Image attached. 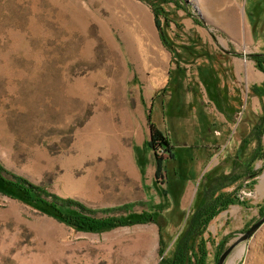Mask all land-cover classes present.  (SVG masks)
Wrapping results in <instances>:
<instances>
[{
	"label": "rangeland",
	"instance_id": "1",
	"mask_svg": "<svg viewBox=\"0 0 264 264\" xmlns=\"http://www.w3.org/2000/svg\"><path fill=\"white\" fill-rule=\"evenodd\" d=\"M175 1L182 6L178 43L197 37L220 73L217 22L206 18L218 19L219 0ZM249 1L264 11V0ZM147 2L156 5L0 0V169L43 196L77 201L97 218L153 219L75 231L0 193V264H160L172 258L198 203L220 196L227 207L203 235L205 264H216L264 214V72L227 68L224 79L221 71L231 103L216 129L225 135L206 151L184 148L193 138L183 132L185 119L192 124L195 117L186 92L199 91L204 109L213 110L214 96L204 92L199 74L215 83L216 71L194 58L198 73L196 66L181 65L187 69L182 88L172 86L171 76L165 86L170 55ZM189 22L215 28L203 42L187 29ZM166 31L173 38L172 24ZM257 120L260 150L253 155L258 148L253 142L242 149L239 131L254 129ZM220 175L224 179L214 180ZM225 264H264V224Z\"/></svg>",
	"mask_w": 264,
	"mask_h": 264
},
{
	"label": "trees",
	"instance_id": "2",
	"mask_svg": "<svg viewBox=\"0 0 264 264\" xmlns=\"http://www.w3.org/2000/svg\"><path fill=\"white\" fill-rule=\"evenodd\" d=\"M156 5L153 6L152 2H147L150 8L154 13V18L159 34L160 41L162 45L173 55L171 61V70L178 71L180 74L183 72V65H189L190 67L196 66L195 69L197 73L200 70L201 64L197 65V63H192V60L195 59H203L202 64L204 67L209 65V69L215 70L211 66V58L212 56L209 53V50L206 48V45L201 44L200 40L197 37H191L189 39V43L185 45H180L178 41H181L180 34L183 32V28L180 25V19L176 15L178 9H181V2H176L175 0H155ZM169 4H173L174 7H168ZM174 8V9H173ZM162 20V23H161ZM173 25L175 28V32L173 33V38L170 39L166 30H169L170 25ZM183 50H180V49ZM178 49L177 52H175ZM176 55V57L174 56ZM263 57V56H260ZM189 59L191 61H189ZM264 64V62L262 63ZM182 65V66H181ZM202 67V68H204ZM216 74L214 73V81L216 77L218 78L217 70ZM264 72V69H262ZM173 73V72H172ZM205 73V72H204ZM210 73V70H209ZM206 74V73H205ZM223 74V73H222ZM171 76V73H170ZM202 83L204 85L205 91L208 90V95L213 97L215 101H217L219 94V88L217 82H210V78L204 76L203 73H200ZM172 78V76H171ZM182 76L176 77L172 79V86H176V88H182L183 82ZM213 86L214 92L212 95V91H210V86ZM222 97V93H221ZM226 106L225 108H220L222 113H224L227 118L228 108L230 107V97L228 95L226 89ZM234 112L233 109H231ZM254 129H248L245 131H239V137L241 140V148L244 150H250L252 144L254 142L255 148L252 149L251 153L253 155L258 154L260 150V146L258 145L259 138L261 136V128L262 126H258V120L254 123ZM260 130V131H258ZM159 134V132H157ZM240 148V149H241ZM257 151V152H255ZM262 156V155H261ZM248 170V169H247ZM224 174V173H223ZM218 176V175H217ZM221 176L224 179V175H220L214 180H219ZM0 193H3L6 196L13 195L20 200L34 208L47 212L50 216L64 222L71 229L75 231H86V232H103L112 228L121 227L125 225H130L133 223H143L144 221H153L150 215L146 216L145 214L140 216L138 219H124L117 218L114 216H108L105 218H97L93 216L88 210H86L80 203L74 200H58L56 198H48L47 196H43L39 189L31 186L26 181L20 178H7L5 172L0 169ZM10 194V195H9ZM222 197V196H221ZM220 196H216L212 199L211 203L205 204V201L199 202L195 212L190 218L189 224L181 235L179 241L176 244V250L171 259H167L162 261L160 264H205V240L203 239V235L206 232L207 225L210 221L214 219V217L225 210L227 204L220 201ZM189 243V245H188ZM189 254V255H188Z\"/></svg>",
	"mask_w": 264,
	"mask_h": 264
},
{
	"label": "crops",
	"instance_id": "3",
	"mask_svg": "<svg viewBox=\"0 0 264 264\" xmlns=\"http://www.w3.org/2000/svg\"><path fill=\"white\" fill-rule=\"evenodd\" d=\"M218 6V19L214 20L209 15H207L206 18L210 23L217 22L220 57L219 61L216 63L218 64L219 71H224L222 74L223 78L226 79L225 77L227 75V68L234 69V71L242 68L247 73H252V70H257L258 67L263 69L264 65L260 66L258 58L260 56H263L262 58H264V16L261 14L264 13V11L262 12L260 9H258L255 1L250 2L249 0H219ZM211 25L213 24H210L209 26V24L206 23L203 24L202 27H199V25L189 22L186 27L188 30H191V32L198 34L201 39H203V42H205L208 39L207 36H209L208 32H211L213 28H215ZM166 51L170 55V60L164 85L168 86L170 71L172 78L178 77L179 79V77L182 76V78L185 80L187 69L182 67L183 72L181 74L178 71H173L174 73H172L171 54L168 52V50ZM221 71L217 78L220 96L218 97L217 101L214 100L212 102L214 106L213 110L208 109L207 111L204 109L203 103L198 100V94L200 95L199 91L196 92L194 89V92H189L186 89V93L193 96L191 113L195 114L194 119H192V121L194 120L192 124L187 119H185V125L187 124L189 129L186 128L183 132L186 131L185 133L193 135V138H191V141L189 142L190 145L183 146L188 150H209L216 145L218 139L221 138V136L225 135L216 129L219 127V124L225 120L224 118H226L220 109L225 108L226 106V85L225 83H220L222 79ZM203 90L205 92V89ZM213 112L218 115L214 114ZM186 114L187 112H183L181 116L184 118ZM157 118H159V116ZM216 121L219 122L218 125H216ZM152 123L151 125H153ZM153 126L157 129V125ZM190 127H192V129H190ZM178 132L181 133V131Z\"/></svg>",
	"mask_w": 264,
	"mask_h": 264
},
{
	"label": "water",
	"instance_id": "4",
	"mask_svg": "<svg viewBox=\"0 0 264 264\" xmlns=\"http://www.w3.org/2000/svg\"><path fill=\"white\" fill-rule=\"evenodd\" d=\"M264 224V214L254 222L244 233L235 239L219 256L216 264H225L226 259L231 254V252L240 244L249 241L254 234L261 228Z\"/></svg>",
	"mask_w": 264,
	"mask_h": 264
}]
</instances>
